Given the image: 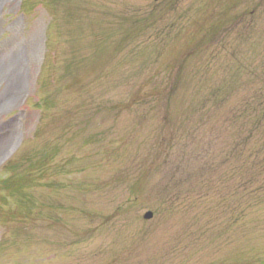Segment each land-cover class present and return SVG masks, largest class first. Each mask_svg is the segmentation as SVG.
I'll use <instances>...</instances> for the list:
<instances>
[{
	"label": "rangeland",
	"instance_id": "1",
	"mask_svg": "<svg viewBox=\"0 0 264 264\" xmlns=\"http://www.w3.org/2000/svg\"><path fill=\"white\" fill-rule=\"evenodd\" d=\"M0 264H264V0H0Z\"/></svg>",
	"mask_w": 264,
	"mask_h": 264
},
{
	"label": "water",
	"instance_id": "2",
	"mask_svg": "<svg viewBox=\"0 0 264 264\" xmlns=\"http://www.w3.org/2000/svg\"><path fill=\"white\" fill-rule=\"evenodd\" d=\"M146 220H150L153 218V214L151 212H148L145 217H144Z\"/></svg>",
	"mask_w": 264,
	"mask_h": 264
}]
</instances>
